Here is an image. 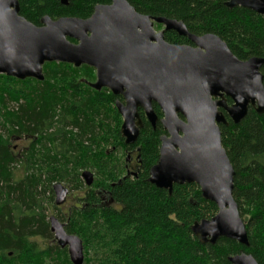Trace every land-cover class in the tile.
Wrapping results in <instances>:
<instances>
[{
	"label": "trees",
	"instance_id": "16d2710c",
	"mask_svg": "<svg viewBox=\"0 0 264 264\" xmlns=\"http://www.w3.org/2000/svg\"><path fill=\"white\" fill-rule=\"evenodd\" d=\"M113 1L70 0L64 6L59 0H19V4L20 15L40 26L45 16L88 19L96 6ZM126 1L140 14L182 21L193 35L220 37L242 61L264 59V16L242 7L228 8L230 0ZM165 39L191 45L173 31ZM45 65L43 81L0 75V264H72L58 244L40 249L33 242L53 239L41 197L48 191L53 200L54 185L64 182L74 183L72 190H86L80 206L71 208L66 226L68 234L83 241L84 264H232L229 258L242 252L264 264V114L250 108L239 124L227 118L228 126H220L236 174L233 196L249 247L225 238L215 245L203 244L192 226L212 219L217 206L203 199L196 184L175 185L169 194L149 182L150 169L159 161L160 138L166 134L159 107L154 104L155 127L140 111L143 128L137 142L127 145L116 108L123 99L108 89L90 87L96 82L94 69ZM261 73L264 77V65ZM16 139L30 143L22 161L11 147ZM126 151H136L142 162L136 177L126 173L122 157ZM18 163L25 167L19 180L14 178ZM89 169L94 175L91 188L81 180V170ZM53 208L59 209L56 204Z\"/></svg>",
	"mask_w": 264,
	"mask_h": 264
},
{
	"label": "water",
	"instance_id": "95a60500",
	"mask_svg": "<svg viewBox=\"0 0 264 264\" xmlns=\"http://www.w3.org/2000/svg\"><path fill=\"white\" fill-rule=\"evenodd\" d=\"M59 1L68 6L70 0ZM226 6L264 16V0H230ZM156 24L164 30L157 33ZM170 31L191 45L168 43L165 34ZM47 63L94 69L96 82L90 87L108 89L123 99L116 107L127 145L137 142L143 128L140 110L156 126L157 105L167 135L160 138L159 161L150 170L149 182L169 194L175 185H198L203 199L214 203L218 213L196 222L193 234L203 244L215 245L225 238L249 247L233 196L236 174L220 126H228V119L239 124L250 108L264 114V59L242 61L220 37L193 35L182 21L140 14L126 0L96 6L88 19L45 16L40 26L20 15L19 0H0V75L43 81ZM82 178L92 187V172H84ZM53 190L56 206L64 205L69 190L62 184ZM50 230L57 244L67 248L72 264L85 263L83 241L68 234L55 216L50 218ZM229 261L258 264L244 252Z\"/></svg>",
	"mask_w": 264,
	"mask_h": 264
},
{
	"label": "rangeland",
	"instance_id": "374dc122",
	"mask_svg": "<svg viewBox=\"0 0 264 264\" xmlns=\"http://www.w3.org/2000/svg\"><path fill=\"white\" fill-rule=\"evenodd\" d=\"M154 29L157 33H159V32L164 30V26L156 24L154 26ZM29 145H30V143L28 141H25V140H17L16 139V140H13L11 142V147L14 149L16 147L14 152H15L16 156L19 157L20 161L24 160L22 155H24V152L29 148ZM122 157H123V160L126 159V156L125 157L122 156ZM15 167H16V170H14V178L19 180L25 176V167L24 166L21 167V163L15 164L14 168ZM89 170H91V172L93 171L92 169H89ZM83 172L84 171L81 170V173H83ZM81 180L83 181V184H84L85 183L84 180L82 178H81ZM58 184H60V183H58ZM62 185H64L69 190V194H68L69 198L67 199V202L65 203V205L60 206L58 210L54 209L53 207L56 204V196L54 195L53 200H50L51 194L48 191L41 197V200L45 201V205H46L45 212L47 215V221H49L52 216H55L56 218H58V220L61 223L65 224L67 226L69 223V220H70L71 208L73 206H80L81 199L85 196L86 190H84V187H82L81 189H78V190L77 189L72 190L74 183L64 182V183H62ZM84 186H85V184H84ZM62 219H63V221H62ZM52 235H53V239L51 241H46L45 239L38 238L36 240H33V242H36L40 249H44L45 247H47L49 245H56L57 242L54 240V234H52Z\"/></svg>",
	"mask_w": 264,
	"mask_h": 264
},
{
	"label": "flooded vegetation",
	"instance_id": "af4514ba",
	"mask_svg": "<svg viewBox=\"0 0 264 264\" xmlns=\"http://www.w3.org/2000/svg\"><path fill=\"white\" fill-rule=\"evenodd\" d=\"M119 101V100H118ZM117 108V107H116ZM141 111V110H140ZM123 124V123H122ZM166 133V132H165ZM167 135V133L165 134ZM16 149V147H15ZM127 152V151H126ZM125 167H126V173L127 174H131L134 175L135 177L137 176V174L140 172L141 166H142V162L139 159L137 152L136 151H128L127 152V156L125 159ZM151 170V169H150ZM149 178H150V172H149ZM69 197L67 196V199ZM66 199V202H67ZM65 202V203H66ZM65 205V204H64ZM67 249V248H65ZM68 251V250H67Z\"/></svg>",
	"mask_w": 264,
	"mask_h": 264
},
{
	"label": "bare ground",
	"instance_id": "6f19581e",
	"mask_svg": "<svg viewBox=\"0 0 264 264\" xmlns=\"http://www.w3.org/2000/svg\"><path fill=\"white\" fill-rule=\"evenodd\" d=\"M46 66V65H45ZM12 82H14V81H12ZM16 83V82H15ZM7 113V112H6ZM123 125V124H122ZM122 128V127H121ZM121 135H122V133H121ZM123 137V136H122ZM39 148V147H38ZM33 158V157H32ZM28 167V166H27ZM85 172H87V171H85ZM90 172V171H89ZM84 173V172H83ZM83 173H82V175H83ZM83 179V178H82ZM93 186V185H92ZM88 187V186H87ZM156 187V186H155ZM89 188H91V187H89ZM54 191V190H53ZM55 194V193H54ZM10 195V194H9ZM8 196V195H7ZM38 211H40V210H38ZM71 235V234H70ZM76 236V235H75ZM84 245V244H83ZM85 251V250H84ZM84 255H85V253H84Z\"/></svg>",
	"mask_w": 264,
	"mask_h": 264
}]
</instances>
